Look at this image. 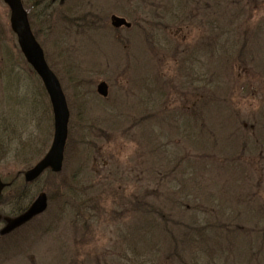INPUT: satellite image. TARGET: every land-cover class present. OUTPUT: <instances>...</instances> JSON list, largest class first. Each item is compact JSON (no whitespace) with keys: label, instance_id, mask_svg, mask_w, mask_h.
<instances>
[{"label":"rangeland","instance_id":"rangeland-1","mask_svg":"<svg viewBox=\"0 0 264 264\" xmlns=\"http://www.w3.org/2000/svg\"><path fill=\"white\" fill-rule=\"evenodd\" d=\"M57 5L60 12H47L42 28L37 10L30 11L71 111L61 178L81 183L77 192L87 205L74 222L72 204L80 207V200L53 196L42 218L0 239V264H144L151 255L139 236L130 247L125 242L142 219L140 205L165 207L176 201L178 186L197 200L186 219L202 208L216 225L209 256L264 264V0ZM113 15L133 27L113 29ZM103 81L107 99L96 91ZM0 123L14 134L0 136V176H19L48 152L54 118L2 0ZM55 179L44 174L35 194ZM10 191L0 223L18 206ZM154 259L172 262L164 254Z\"/></svg>","mask_w":264,"mask_h":264},{"label":"trees","instance_id":"trees-1","mask_svg":"<svg viewBox=\"0 0 264 264\" xmlns=\"http://www.w3.org/2000/svg\"><path fill=\"white\" fill-rule=\"evenodd\" d=\"M24 4L26 10L29 13L33 29L35 25V12L32 13L30 11L31 9L37 10L36 15L38 16L36 18V21L40 22L41 28V21L43 20V16L47 12H52V15L56 11L60 12L57 5L58 0H24ZM44 21H46L45 18ZM48 29H51V26H49ZM34 31L35 35L38 38L39 30ZM0 130V136L5 133L9 136L13 134L12 130L8 129V126H4L1 123ZM1 139L4 140L3 137ZM12 140L13 136L9 140V142H11ZM1 142L2 141H0V149H2L3 147V142ZM69 144L70 140L68 145ZM82 170L83 169L80 168L79 172L76 173V176H79ZM48 176H52L54 177V179L56 178V181H54L53 183L52 181H49L48 186H44V188L42 189V191L47 192V194L49 195L50 202L53 200V196L56 195L61 196L64 194H69L71 197H74L76 199H79L81 197L77 192L81 187V183L79 181V183H73V185H66V181L65 179L61 178V174L59 177L57 174H52L51 172H49ZM7 181L10 180L8 179ZM37 184L30 187L26 186V193H30L34 186H37ZM172 192L177 198L176 201H172L174 204L171 203L169 205H165V207H162L161 205L157 206L153 203L140 205V207L145 208L143 210L142 219L137 224V227L133 228L132 231L129 232V235L125 241L127 243V247H130L134 242V235H138L140 240L139 243L143 241V244L147 246L151 255L150 257H148L147 253H145L144 264H153L154 261H156L154 258H158L160 254L161 256L164 254L165 256L169 257V259L172 260L170 264H206V259L212 261V264H222L220 262L222 258H219V261H217L218 256H216L215 258L209 256V251L206 247L208 245V241L211 242L209 237L211 236L212 231L216 228L215 223L211 221V219L206 217L205 210L202 208L193 210L192 214H190L189 216V220L186 219V216L188 215L184 214H188L189 207L193 206L192 200L195 201L193 197L194 194L187 195V193H185L186 195H181V186H178L177 189H174V191ZM183 196H185V198H183ZM29 197L31 198V201L36 197L34 189ZM195 202H197V200ZM79 203H81L80 207L72 204V206L75 208L74 222L79 220L80 216L84 214L82 210L86 209V201L80 200ZM88 221V218H85L84 224H87ZM262 231H264V228L262 229ZM154 234H158V236L155 237ZM162 236H164L165 239ZM182 237L183 240L180 241ZM133 251H135V248L133 249ZM187 253L189 254V260L187 259ZM136 264H140V261H136ZM160 264H162L161 261Z\"/></svg>","mask_w":264,"mask_h":264},{"label":"water","instance_id":"water-1","mask_svg":"<svg viewBox=\"0 0 264 264\" xmlns=\"http://www.w3.org/2000/svg\"><path fill=\"white\" fill-rule=\"evenodd\" d=\"M11 11L10 23L11 29L18 39V44L28 64L41 78L46 92L49 96L53 115H54V138L50 150L45 157L31 170L26 172V182L31 183L37 180L45 171L51 170L54 173H60L63 169L64 154L69 134L70 111L68 103L63 92L62 86L56 74L50 69L45 59L44 51L35 38L29 22L28 14L24 8L22 0H3ZM112 24L115 28L131 24L118 17L112 18ZM97 92L100 96L106 98L109 95L107 83L102 82ZM7 185L0 179V195ZM48 208V197L46 194L40 195L33 203L31 208L16 219H9L7 226L1 234L6 235L28 223L33 218L46 212Z\"/></svg>","mask_w":264,"mask_h":264},{"label":"flooded vegetation","instance_id":"flooded-vegetation-1","mask_svg":"<svg viewBox=\"0 0 264 264\" xmlns=\"http://www.w3.org/2000/svg\"><path fill=\"white\" fill-rule=\"evenodd\" d=\"M170 15V14H169ZM164 18H168V16L167 17H164ZM147 39H149L148 38V36H147V34H145V40H147ZM157 44V43H156ZM151 45V44H150ZM20 176L21 175H19V176H13V178H12V193L14 192V197L11 195V201L14 199V202H15V204L16 203H18V199H20V196H19V194L18 193H16L15 192V190L16 189H18V185L20 184V183H18V184H16L15 186H14V183L13 182H15V180L16 179H18V178H20ZM19 180V179H18ZM21 182V181H20ZM1 203H2V201H0V205H1ZM3 204V203H2ZM27 209V206H25V207H23V206H20V207H16V209H15V213H18L19 211H23V210H26ZM16 216V215H15ZM5 218L3 219V221L0 223V225H3V226H5Z\"/></svg>","mask_w":264,"mask_h":264}]
</instances>
